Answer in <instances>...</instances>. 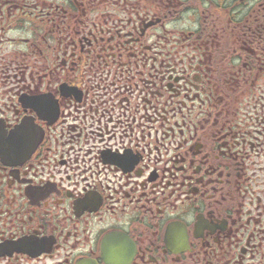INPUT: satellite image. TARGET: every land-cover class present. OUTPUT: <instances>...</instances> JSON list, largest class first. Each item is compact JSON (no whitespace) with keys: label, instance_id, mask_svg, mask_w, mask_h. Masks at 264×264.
I'll list each match as a JSON object with an SVG mask.
<instances>
[{"label":"flooded vegetation","instance_id":"flooded-vegetation-1","mask_svg":"<svg viewBox=\"0 0 264 264\" xmlns=\"http://www.w3.org/2000/svg\"><path fill=\"white\" fill-rule=\"evenodd\" d=\"M0 264H264V0H0Z\"/></svg>","mask_w":264,"mask_h":264},{"label":"water","instance_id":"water-1","mask_svg":"<svg viewBox=\"0 0 264 264\" xmlns=\"http://www.w3.org/2000/svg\"><path fill=\"white\" fill-rule=\"evenodd\" d=\"M31 129L26 122L20 124V160L27 158L36 146L39 137L30 135Z\"/></svg>","mask_w":264,"mask_h":264}]
</instances>
